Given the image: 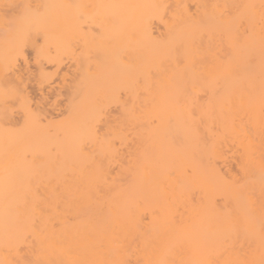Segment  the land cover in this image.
I'll return each mask as SVG.
<instances>
[{"label":"bare ground","instance_id":"obj_1","mask_svg":"<svg viewBox=\"0 0 264 264\" xmlns=\"http://www.w3.org/2000/svg\"><path fill=\"white\" fill-rule=\"evenodd\" d=\"M43 4L0 10V264H264V0Z\"/></svg>","mask_w":264,"mask_h":264},{"label":"rangeland","instance_id":"obj_2","mask_svg":"<svg viewBox=\"0 0 264 264\" xmlns=\"http://www.w3.org/2000/svg\"><path fill=\"white\" fill-rule=\"evenodd\" d=\"M0 1H2V0H0ZM9 0H7V2H8ZM14 1V3L15 4H17V5H15L14 3H12V4H14L13 6H12V4H10L11 6H4L3 8L5 9H0V10H2V11H7L9 14H11L10 16L12 17V14L13 15H16V18H18V17H20L21 16V12H22V10L20 9V8H22L23 6L24 7H28L27 9L28 10H25V8L23 7V10L24 11H34L35 9H37L38 7L40 8V9H42V2H44V4L47 6H50L51 4H52V6L50 7V8H52V7H54V8H57L58 10H59V8L60 9H63V10H65V11H67L66 9H68L70 12H72L75 16H76V14H78V13H80V12H87V10H85V9H88V11L90 10V8H92V7H94V6H96L95 5V1L96 0H91V1H89V0H51V1H53V3L51 2V4H50V1H43V0H13ZM89 1V2H88ZM93 1V2H92ZM3 2H5V1H2V3ZM22 2V4H23V2L24 3H26L27 5L25 6L24 4H23V6L20 4ZM39 2V4H37ZM45 2H48L47 4L45 3ZM10 3H11V1H10ZM55 3H57V4H55ZM191 4L193 3V5L195 6V4H194V2H190ZM6 4V3H5ZM43 4V5H44ZM74 5V6H71V5ZM35 5V6H34ZM36 5H39V6H36ZM44 5V6H45ZM61 5V6H60ZM70 5V6H69ZM94 5V6H93ZM192 5V8H191V5L190 4H188V2L186 3V7L188 6L191 10L190 11H193V10H195V8H194V6ZM3 6V5H2ZM2 6L0 7V8H2ZM22 6V7H21ZM41 6V7H40ZM62 6H63V8H62ZM91 6V7H90ZM8 7V8H7ZM34 7H35V9H34ZM37 7V8H36ZM82 8V11H81V9L80 8ZM88 7V8H87ZM7 8V9H6ZM31 8H33V9H31ZM72 8H74V9H72ZM194 8V9H193ZM79 9V10H78ZM188 9V8H187ZM21 10V11H20ZM37 10H39V9H37ZM78 11V13H77V11ZM189 10V9H188ZM23 11V12H24ZM76 14H75V13ZM83 12H82V15H81V13H80V15H79V17L78 16H76L75 18H77L78 17V19H76V21H74L75 20V18H73L74 20H72V21H74V22H72V24L73 25H78L79 23H82L83 22ZM5 13V12H4ZM8 13H6V14H8ZM8 14V15H9ZM9 16V17H10ZM80 16H82V17H80ZM74 17V16H73ZM14 18H15V16H14ZM81 19V20H80ZM81 22H80V21ZM158 23V22H157ZM157 23H155L156 24V27L158 26V28L159 29H161V27L162 26H160L161 24H158L157 25ZM76 44H78V49H80V52H82V46L84 45V43H80L79 44V42H76L75 44H74V49L76 50L77 48H76ZM80 45H81V47H80ZM80 47V48H79ZM83 48H85V47H83ZM31 48H28L27 47V49H26V55H27V57H28V65L26 66V67H24V68H22V73H23V77H24V81H26V83H25V85L27 86V90H28V93L32 96V98H33V102L35 103L36 101H38V102H40L41 100H42V102L45 104V106H46V111H45V109H44V111H42V112H46V113H44V115L46 114V116L49 118L50 117V119H52V120H49L46 116H44V115H41V116H43V118L46 120V118L48 119L47 121H46V123L47 122H52L53 120V123L52 124H54V123H58V121H59V123L58 124H60V125H62L61 123H64V121L66 120H69V118L67 117V116H69V111H68V109H66L67 110V114H66V110H65V106H67V102H66V104H65V101H67L66 100V98L65 97H63V96H66L65 95V88L63 87L62 89H60V90H58L57 88L58 87H56V85L54 86L53 85V80L54 79H56V78H58L59 79V77H55L56 75H54V79L53 80H51L52 78H53V76H52V78L50 79L49 78V81L48 80H46V81H44V82H49V83H52V86H49V85H51V84H49V83H47V84H49V85H46V83L43 85V82L41 83V85H43L42 87H41V85H39L38 83H37V81L38 80H36L37 78L35 77V72H36V66H35V63L33 62L34 60H33V58H32V55L34 56V54H33V51H32V49L30 50ZM77 49V50H78ZM76 50V51H77ZM84 50V49H83ZM31 51H32V53H31ZM78 52H79V50H78ZM79 52V53H80ZM64 57V56H63ZM91 57V56H90ZM49 69H50V67H48ZM51 68H52V66H51ZM71 69H72V67H70ZM64 69H66V68H64ZM52 70V69H51ZM70 75V74H69ZM68 75V76H69ZM67 78H69V77H67ZM52 81V82H51ZM56 81V80H55ZM69 81V79H66V81H64L65 83H67ZM58 82V81H57ZM57 82H54V83H57ZM63 85V81L61 80V79H59V85H57V86H62L61 84ZM40 86H38V85ZM58 84V83H57ZM111 84V83H110ZM110 84H105V85H102V87H106V86H108V85H110ZM50 88H49V87ZM100 88L99 89H101V86H99ZM60 88V87H59ZM97 89L98 88V86H95V87H93V90L94 89ZM55 89V90H54ZM62 91V93H61V95H60V92ZM89 92H91V90H88ZM58 93V94H57ZM55 95H56V97H55ZM59 95V96H58ZM47 97V98H45V97ZM60 96H62V97H60ZM42 97H44V100H43V98ZM63 98V99H62ZM112 99H110L108 102L110 103V104H112V105H110V104H108V102H107V104H106V108H110L109 110H110V112H111V115H113V114H115V115H117L118 114V103H116V101L115 100H112ZM47 102V103H46ZM113 102V103H112ZM44 104H41V105H44ZM110 105V106H109ZM44 106V107H45ZM34 107V106H33ZM68 107V106H67ZM105 109V108H104ZM103 109V111H102V113L103 114H105V115H107V117L108 118H110L111 117V115H109L110 113H109V110H107V111H105ZM115 110H117V111H115ZM39 112V111H38ZM105 112H108L109 114H106ZM114 112V113H113ZM14 113H16L15 111H14ZM36 113L37 112H35V114H34V118H32V120H34L35 119V117H36ZM101 113V116H105V115H103ZM16 114H18V113H16ZM16 114L14 115H12V116H15V120H14V117H12L11 119V122H14V121H16V120H18V119H20L21 118V116H20V114H18L17 116H16ZM40 114H43V113H40ZM65 115H66V117H65ZM19 116V118H17ZM40 115L38 116L39 118L41 117ZM101 116H100V119H102L101 118ZM42 118V117H41ZM64 118H65V120H64ZM105 119H104V124H103V126L104 127H102L103 129L101 130H99V131H105L104 129H105V122H106V117H104ZM43 119V120H44ZM56 119H57V121H56ZM59 119V120H58ZM61 119H63L64 121H62ZM100 119H98V121L100 120ZM42 119H40V121H41ZM42 120V121H43ZM41 121V122H42ZM61 121V122H60ZM65 121V122H66ZM97 121V122H98ZM17 124V123H20V121H16V122H14V124ZM45 123V121H43V123L42 124H44ZM102 120L100 121V123L98 122L97 124H101L102 125ZM66 123H64V125H65ZM64 125H62V126H64ZM98 128H99V126H98ZM101 128V127H100ZM117 140V139H116ZM115 139H114V141H116ZM113 141V147H114V150H115V148H118V149H116V153H114V150H113V152H112V155H110V162L107 164V166L110 164V163H112L113 161L116 163L117 162V150L119 151V144H117L118 142H116V144H117V147H116V144H115V142ZM34 150H38L37 148L36 149H34ZM111 154V153H110ZM113 155H114V159H113ZM111 156H112V158H111ZM0 157H2L1 155H0ZM111 159H113V161L111 160ZM116 159V160H115ZM2 160V159H1ZM113 162V164H110L109 166L110 167H107L106 168V171H105V177H106V179L107 180H110V179H113L114 178V176L116 177L117 176V174L116 173H118V168H116V167H118V166H116V165H118V164H115ZM107 171H108V173H107ZM107 175V176H106ZM104 177V178H105Z\"/></svg>","mask_w":264,"mask_h":264}]
</instances>
